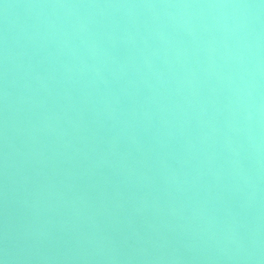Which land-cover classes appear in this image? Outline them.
I'll return each mask as SVG.
<instances>
[{"label":"water","instance_id":"water-1","mask_svg":"<svg viewBox=\"0 0 264 264\" xmlns=\"http://www.w3.org/2000/svg\"><path fill=\"white\" fill-rule=\"evenodd\" d=\"M196 264H264V0H124Z\"/></svg>","mask_w":264,"mask_h":264}]
</instances>
